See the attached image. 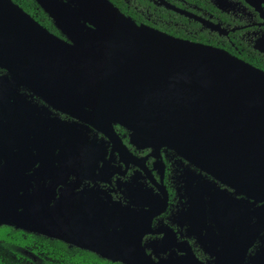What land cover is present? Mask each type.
Returning a JSON list of instances; mask_svg holds the SVG:
<instances>
[{"label":"flooded vegetation","instance_id":"flooded-vegetation-1","mask_svg":"<svg viewBox=\"0 0 264 264\" xmlns=\"http://www.w3.org/2000/svg\"><path fill=\"white\" fill-rule=\"evenodd\" d=\"M8 1L53 37L31 38L42 53L39 60L59 56L54 41L76 45L91 40L86 35L94 28L72 0ZM107 1L137 26L222 50L264 73V2ZM30 79L21 70L0 66L2 175L29 176L31 186L24 192L53 187L56 196L61 192L73 201L68 205L75 207L78 220L85 215L99 221L111 241L114 235L138 237L140 252L133 255L146 257L144 264H264V194L251 177L232 164L217 171L201 167L110 123L109 117L91 116L90 108L78 103L72 109L62 96L35 90ZM59 243L64 253L75 252L78 258L124 264ZM8 246L10 251L0 245V264L4 259L14 264L47 259L32 245ZM118 246L112 248L113 257ZM122 250L127 254V245ZM77 264H83L81 259Z\"/></svg>","mask_w":264,"mask_h":264},{"label":"water","instance_id":"water-1","mask_svg":"<svg viewBox=\"0 0 264 264\" xmlns=\"http://www.w3.org/2000/svg\"><path fill=\"white\" fill-rule=\"evenodd\" d=\"M94 1L97 11L88 7L87 0H72L94 28L86 35L91 40L85 43L102 52L57 40L54 47L59 56L39 60L42 53L31 38L53 37L8 0H0V66L21 70L26 79L33 76L35 90L62 96L72 109H78L79 103L92 109L91 116L109 117L110 123L158 139L159 147L201 167L207 164L217 171L221 164L235 165L232 156H227L228 147L264 148L263 72L222 50L147 27L143 28L154 38L139 37L134 28L141 26L107 0ZM245 1L251 5L264 2ZM211 168V173H218ZM8 175L0 173V226L78 245L111 262L148 261L133 255L140 252L138 237L134 241L114 235L111 241L99 221L85 215L78 220L75 207L68 205L73 201L61 192L56 196L53 187L41 186L24 192L31 186L27 184L30 177ZM117 245L113 257L110 253ZM124 245L127 254H123Z\"/></svg>","mask_w":264,"mask_h":264},{"label":"trees","instance_id":"trees-1","mask_svg":"<svg viewBox=\"0 0 264 264\" xmlns=\"http://www.w3.org/2000/svg\"><path fill=\"white\" fill-rule=\"evenodd\" d=\"M24 238V239H23ZM0 244L5 251H10V244H16L19 246L32 245L35 247L33 251H37L43 254L47 259H43L42 264H77L78 261L83 262V264H109L104 261L94 260L87 256H82L78 258L75 252H63V246L61 243L55 240H47L41 237H34L31 235H22L19 231H11L8 228H0ZM7 264V263H5Z\"/></svg>","mask_w":264,"mask_h":264},{"label":"bare ground","instance_id":"bare-ground-1","mask_svg":"<svg viewBox=\"0 0 264 264\" xmlns=\"http://www.w3.org/2000/svg\"><path fill=\"white\" fill-rule=\"evenodd\" d=\"M85 1V0H84ZM90 2L89 8H93L96 11L98 10L97 5L94 0H87ZM135 32L138 33L139 37H151L154 38L152 34H150L146 29L141 26V28L136 29L134 28ZM79 47L88 50V51H94L96 52L98 48H95L94 46L89 45L85 42H79ZM99 52H102L98 49ZM144 138L151 142H159L160 140L155 139L153 137L144 135ZM264 146V145H261ZM228 151V152H227ZM227 156H232V162L242 169L243 171H246V173L257 183L256 186L258 189L264 191V148H252L249 145H245L244 147L239 148H233L228 147L227 148ZM220 163V162H219ZM222 165V164H221Z\"/></svg>","mask_w":264,"mask_h":264},{"label":"rangeland","instance_id":"rangeland-1","mask_svg":"<svg viewBox=\"0 0 264 264\" xmlns=\"http://www.w3.org/2000/svg\"><path fill=\"white\" fill-rule=\"evenodd\" d=\"M4 261H7V262H6L7 264H14V263L11 262V260H9V259H4ZM19 264H25V263H19Z\"/></svg>","mask_w":264,"mask_h":264}]
</instances>
